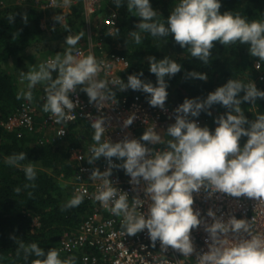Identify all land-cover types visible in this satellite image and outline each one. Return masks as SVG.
<instances>
[{
	"label": "clouds",
	"instance_id": "1",
	"mask_svg": "<svg viewBox=\"0 0 264 264\" xmlns=\"http://www.w3.org/2000/svg\"><path fill=\"white\" fill-rule=\"evenodd\" d=\"M62 2L70 7L72 0ZM114 3L120 8L123 0H114ZM126 8L139 18L135 25L139 31L130 32L136 44L141 43V32H148L153 37L171 36L180 48H186L192 57L208 64L213 42L218 41L221 45L239 42L248 45L250 56L264 60V20L249 21L232 11L221 13V0H179L168 14L166 23L157 19V10L150 0H126ZM8 19L11 21L13 16ZM22 19L27 22L26 16ZM54 19L60 24L63 22L60 16ZM109 22L114 24L113 20ZM63 28L68 30L66 22H63ZM118 32L116 29L115 35ZM83 35H67L63 55L56 54L41 63L38 69L21 71V80L27 81V91L22 90L17 98L31 101V89L38 83H45L43 111L55 117L56 124H62L67 113L77 107L78 101L70 99L69 94L75 93L78 86H84L80 90L98 111L106 101L117 103L109 84L118 86L120 92L131 89L146 93L149 106L164 110L168 97L166 77L170 79L181 72V64L168 57L149 56L148 71L154 74L155 85L140 78L143 71L128 75L126 82L121 78L110 82L97 79L107 66L92 54H73ZM53 71L56 72L55 79ZM188 78L206 81L208 76L188 71L185 79ZM260 99H264V90L258 89L253 81L245 84L234 79H228L203 99L184 98L173 110L174 122L166 128L171 137L166 149L156 152L149 147L162 143L161 136L155 131V123L138 139L125 136L112 142L109 138L102 140L106 131L105 118L94 119L91 127L95 143L90 148L87 162L93 164L103 157L108 165L104 171L99 168L91 171L90 179L100 181L94 199L113 215L122 217L124 234L135 235L146 229L153 246L158 240L164 249L171 246L184 256L195 252L191 230L202 226L208 234L205 241L208 250L196 253L197 264H264V234L253 235L248 219L231 214L225 219L223 214L217 216L212 208H208L206 216L211 218L208 223L200 210L193 208V194L201 191L208 198L223 193L236 198L264 200V114L249 120L241 108L242 103ZM215 104L221 105L226 112L213 118L214 129L200 126L196 119H191L199 117L201 112L211 116L210 109ZM136 118L135 112L130 113L122 127H129ZM242 137L247 139L241 146ZM113 157L121 163H113ZM25 160L26 153L20 152L7 157L5 163L22 167L26 179L34 181L37 176L35 166L31 163L21 165ZM113 168L123 169L132 185L144 181L143 193L147 200L137 196L129 204L128 193L118 189L109 179ZM84 194L81 191L74 195L65 203L64 209L79 206ZM145 203L147 211H139ZM19 249L23 250L25 259L33 255L37 258L32 264H75L74 257L61 259L57 249L50 248L45 252L37 243L27 246L21 243Z\"/></svg>",
	"mask_w": 264,
	"mask_h": 264
},
{
	"label": "trees",
	"instance_id": "2",
	"mask_svg": "<svg viewBox=\"0 0 264 264\" xmlns=\"http://www.w3.org/2000/svg\"><path fill=\"white\" fill-rule=\"evenodd\" d=\"M8 1L0 0V3ZM178 2L179 0H150L152 7L157 10V19L164 23ZM102 3L103 11L113 10L117 13L116 25L113 34H109L107 28H101L99 23L94 24L93 32L100 33L103 42L104 40L111 42L114 38H118L117 41L124 39L130 42L123 52L114 48L107 50L128 60L129 66L121 74L125 82L128 75L143 71L140 78L155 85V76L148 71V57L155 56L157 59L166 57L160 46L164 44L172 51L173 60L182 65L181 72L170 79L166 77L168 94L173 95L180 103L184 98L203 99L208 92L224 84L228 79L240 80L247 84L242 73L255 63L263 70L262 81H258L256 86L264 90V60L250 56L247 51L248 45L239 42L221 45L218 41L213 42L214 48L211 50L209 63L204 64L192 57L186 48H180L171 36L153 37L148 32H141L140 44H136L134 38L129 40L132 37L131 31H139L135 28L139 18L127 11L126 0H123L120 8L116 7L114 0H102ZM224 11H232L233 14H238L249 21L264 20V0H221L220 12ZM46 12L35 10L31 5L29 7L0 5V122H5L9 116L16 113L23 102L22 98H17L19 89L9 73L8 62L23 59L25 51L39 35L45 33L43 15ZM68 12L64 18L68 30L65 31L63 27L58 26L54 33L57 38H63L64 41L67 35L84 33L75 49L84 47L86 24L81 14V5L72 6ZM57 14H60L59 11ZM10 16H13L11 21L8 19ZM23 16L27 17L26 23L22 19ZM94 20L98 21L97 17H94ZM53 24L57 26L59 23L55 20ZM116 29H119L118 35H115ZM65 47L66 45L56 47L53 54L63 55ZM48 57L52 56H45L44 59ZM188 71L205 73L208 79L206 81L185 79V73ZM248 78L254 79L255 76L249 73ZM81 87L84 86H78L77 91L85 94L80 90ZM124 94L128 98L146 95L131 89L124 91ZM241 108L249 120H255L258 115L264 114V99L254 103H242ZM38 110L43 113V105H38ZM210 111L211 116L204 112L200 115L205 119L204 126L207 125L212 130L216 126L213 118L225 113L226 109L215 104ZM93 134L88 123L77 121L68 126V133L60 142L39 145L31 133L22 130L7 132L0 126V264H32L37 258L33 255L25 259L23 250L19 249L21 243L25 246L37 243L45 252L50 248L58 250L60 237L66 233H75L83 220L94 213L97 207L91 201L83 200L74 208L63 207L73 197L71 186L66 183L73 177L76 166L70 161V152L74 149L84 150L88 144L94 142ZM246 139L241 138V146ZM20 152L26 153V160L22 161L21 165L31 163L35 166L37 176L34 181L26 179L22 167L5 163L7 157ZM88 158H84L83 165L91 166L87 162ZM105 161L100 158L97 163L100 165ZM83 253L81 251L60 253V258L74 257L75 264H82Z\"/></svg>",
	"mask_w": 264,
	"mask_h": 264
},
{
	"label": "built area",
	"instance_id": "3",
	"mask_svg": "<svg viewBox=\"0 0 264 264\" xmlns=\"http://www.w3.org/2000/svg\"><path fill=\"white\" fill-rule=\"evenodd\" d=\"M78 4L82 8L81 14L86 28H91L93 18L97 17L100 27L107 28L108 33L113 34L117 13L113 10L103 11L102 0H72L70 7L64 6L62 0H56L55 3H53V0H9L7 3H0L2 7H29L31 5L35 10L37 9L43 13L56 8H71ZM111 20L114 21V24L109 22ZM87 36V47L85 49L79 47L73 54H92L98 62H102L103 65L107 66L98 74L97 79H104L110 82L121 78V74L129 66L128 60L124 56L106 51L100 33H89ZM51 58L53 57L44 59L42 63ZM52 76L56 77L55 71L52 72ZM262 78L260 76L259 80L262 81ZM109 87L115 93L113 99L117 103L113 104V100L106 101L103 104V108L99 111L94 104L88 103L86 94L76 91L75 93H70L69 96L73 101H78L77 107L72 112L67 113V118L62 124H56L54 122L55 117L50 113L43 112L38 114L36 106L30 102L23 101L17 112L9 116L5 122H0V126L7 132L22 130L31 133L35 136L37 143L43 145L47 142H60L66 137L68 126L77 121L88 123L94 133L91 122L99 116L105 118L104 127L106 131L102 140L109 138L112 142L121 140L125 136L138 139L147 127L155 123V131L161 136L162 143L149 145V147L153 149V152L165 150L167 141L171 139L167 135L166 128L174 122L173 110L180 102L174 96L168 94L164 110H161L158 107L148 105L146 100L148 94L128 98L124 91H119L118 86L109 84ZM45 89L46 84L38 92L37 103L40 105L45 103ZM133 112L136 113L137 118L134 119L129 127H122L123 120ZM191 119H196L200 126H204L205 119L201 115ZM61 132H63L62 135H60ZM94 143L95 141L88 144L84 150H71L70 161L75 163L76 166L73 177L66 183L71 186L73 196L84 191L83 200L93 202L97 208L94 213L83 220L75 233H66L60 237L58 251L63 254L77 251L84 252L81 256L82 264H197L198 257L196 253L208 250L205 243L208 234L203 230L202 226L191 230L195 252L190 254V256H184L179 251L172 249L171 246H167L164 249L158 240L153 246L146 229L135 235L124 234L121 228L122 217L113 215L100 202L94 199V194L100 181L90 179L91 171L94 168L104 171L108 167L107 161L100 163V165L97 161L91 166L82 164L84 158L90 156V148ZM112 159L113 163L120 162L114 157ZM109 179L118 189L128 193L129 204L137 196L147 200L143 193L144 181L141 180L140 185L130 184L129 177L124 171H120L119 168H113ZM193 195V208L194 210H200L206 222H211V218L206 216V210L212 208L217 216L223 214L225 219L230 214L236 216V218L248 219L252 225L253 235L264 234V200H253L244 196L236 198L223 193H217L208 198L203 191ZM139 211L146 212L147 203Z\"/></svg>",
	"mask_w": 264,
	"mask_h": 264
},
{
	"label": "rangeland",
	"instance_id": "4",
	"mask_svg": "<svg viewBox=\"0 0 264 264\" xmlns=\"http://www.w3.org/2000/svg\"><path fill=\"white\" fill-rule=\"evenodd\" d=\"M59 11L60 14H57V12ZM69 8H56L54 10H50L47 11L43 16H44V26L46 27V31L44 34H41L37 37V39L35 40L34 43H32L31 47H29L27 49V51H25L24 53V58L21 59L20 61L16 60H10L8 62L7 68L9 70V73L11 74V76L13 77V79L15 80L17 86H18V92L20 93L22 90L23 91H27V81H22L21 80V71L23 72H28L29 70H32L34 68L38 69V66L43 62L45 56L47 57L48 55H51L52 57H54L56 54H53L52 51L53 49H55L56 47H63L65 46L64 44V39L63 38H57L56 37V33H54V30H56V28L59 26L60 28L63 27V22L64 18L68 15ZM56 16H60L63 18V22L56 26L53 23H55V17ZM94 22V23H93ZM99 22L94 20H92L91 22V28L87 27L86 28V34L92 33L94 34L95 32H93L92 30L94 29V24H98ZM97 26V25H96ZM110 34V33H109ZM118 38H114L111 42H105L104 40V46H105V50L107 51L110 48H114L115 50H119V51H125L127 48V45L130 43L128 40H124L122 39L121 41H117ZM129 40H133V37L129 38ZM161 48H163V52L166 55V57H168L169 59L173 60V53L172 51L169 49V47L167 45L164 46V44L160 45ZM163 46V47H162ZM67 47V46H66ZM65 47V49H66ZM61 55V54H60ZM29 56H32V58H28ZM251 73L252 75L255 76L254 79H249L248 78V74ZM263 70L260 69L259 64L255 63L250 69L244 71L242 73V77L244 78V80H246L247 83H251L252 81L254 83H257L260 78V76H262L263 74ZM45 85V83H38L37 85H35L31 91H32V100L28 101L27 99H24L23 97H21L23 99V101H27L30 102L31 104H33L34 106H36V111L38 112V114H42V111L38 110V105H40L38 102V92L40 90V88ZM173 96V95H171ZM39 116V115H38ZM206 123V122H205ZM207 126V125H206Z\"/></svg>",
	"mask_w": 264,
	"mask_h": 264
},
{
	"label": "crops",
	"instance_id": "5",
	"mask_svg": "<svg viewBox=\"0 0 264 264\" xmlns=\"http://www.w3.org/2000/svg\"><path fill=\"white\" fill-rule=\"evenodd\" d=\"M83 21H84V19H83ZM94 23V22H93ZM93 31V30H92ZM87 43H88V36H87V34H86V40H85V45H84V47H82V48H86L87 47ZM104 43V42H103ZM54 50V49H53ZM52 53H53V51H52ZM55 54V53H54Z\"/></svg>",
	"mask_w": 264,
	"mask_h": 264
}]
</instances>
